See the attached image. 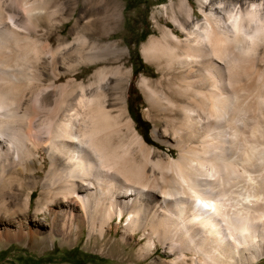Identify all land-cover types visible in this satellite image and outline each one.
Here are the masks:
<instances>
[{
	"label": "bare ground",
	"instance_id": "bare-ground-1",
	"mask_svg": "<svg viewBox=\"0 0 264 264\" xmlns=\"http://www.w3.org/2000/svg\"><path fill=\"white\" fill-rule=\"evenodd\" d=\"M69 1L76 4L71 17L59 21L60 0H0V240L37 236L43 222L35 217L41 214L50 222V236L56 229L68 239L85 225L89 236L105 241L106 227L125 216L121 240L129 234L145 239L138 258L149 257L158 244L173 256L170 264L259 262L264 257L263 4L243 9L217 0L208 11L201 9L203 24L188 27L191 8L179 0L170 17L184 41L166 28L142 44L146 59L166 58L180 97L168 101L172 136L165 129L152 131L177 149L176 156L161 157L123 105L112 110L106 102L109 72H122L125 52L119 42L105 40L119 25V1ZM72 19L70 40L62 28ZM109 58L114 66L107 67ZM98 63L85 78L82 66ZM147 79L140 84L151 90ZM246 131L249 142L242 139ZM237 179L243 183L235 189Z\"/></svg>",
	"mask_w": 264,
	"mask_h": 264
},
{
	"label": "rangeland",
	"instance_id": "rangeland-1",
	"mask_svg": "<svg viewBox=\"0 0 264 264\" xmlns=\"http://www.w3.org/2000/svg\"><path fill=\"white\" fill-rule=\"evenodd\" d=\"M60 1L62 4V10L56 13V18H59V21H61L62 15L65 17H71V9L76 5L69 0ZM118 1L121 12L118 23L119 25L115 30H111L112 33H108L105 40L108 42H119L125 52H123V56H121L122 58L120 57L122 72H119L116 75L115 73L109 72L108 82L110 79L111 80L107 83L105 88V91L107 92V105L112 110L123 105L122 107L126 109L125 111H127V115L133 119L136 129L141 133L144 140L150 146H153L161 157L167 156V153L170 156H176V147L171 146L172 144L165 142L161 138L158 139L154 137L152 132L156 129L161 133L163 129H165L166 133L172 136L168 119L173 115L168 101L170 98H180L177 95L176 87H173L176 85V79L174 77L175 73L174 71L167 69L165 57L157 56L158 58L152 57L146 59L142 53L141 47L150 37H160L162 29L166 28H171L170 30L177 35L181 41H184L186 35L177 27L170 17V7L177 5L179 0ZM216 1L217 0H211L210 3L202 4L200 3V0H186L187 5L191 8L192 20L187 23L188 27L193 22L203 24L205 18L201 9L208 11L207 9H209V6ZM127 2L132 4L130 9H125ZM223 2L227 7L240 6L243 9L247 8L252 2L262 3L264 6V0H224ZM90 5L94 6V4H89V6ZM78 11L79 9L77 8L75 13H78ZM185 17L186 15L184 11L180 12L178 15L180 21H185ZM223 20H227L226 22L230 24V21L228 18L226 19V16L223 17ZM72 22L73 19L64 25L62 28V34H67ZM61 25L62 22H58L56 28L59 29ZM74 37L75 33L68 35L70 40ZM39 38L38 41L42 43L40 40L41 38ZM109 59L107 67L114 66L116 63L113 58L112 60L111 58ZM154 59H157V61ZM100 65L101 64L98 63L97 65L94 64V66L91 65L87 68L82 66V68H84L83 76L85 78L88 77ZM261 66H264V62L261 63ZM127 69H130L129 75L125 73V70ZM143 77L146 79L148 78L147 80H149L151 90L147 88L145 89V87L140 84V80ZM121 78L123 80H121ZM167 86L169 88L172 87L173 90L168 89ZM153 89H156L154 92L156 94L152 95L150 91ZM244 93L242 92V94ZM107 96L110 101H108ZM165 96H168V98ZM119 99L120 101H117ZM238 124V122H235V125ZM230 125L231 126L226 128L227 131H231L230 127L233 125ZM245 133L243 134L242 139L249 142V140H251L250 135L248 136L249 132L246 131ZM176 138L177 137L175 136V139ZM251 169L255 170L258 168L256 166ZM46 170L47 165L44 167L43 174L44 172L46 173ZM43 174L40 176L41 178L44 177ZM241 181L242 179L233 181V184L235 183V187H233L235 189L238 188L239 186L237 187L236 184L238 183L239 185H242L243 182ZM11 186L13 192L18 194L19 191L17 190L16 185L12 184ZM26 191L27 190L22 191V194H25ZM40 191L41 189L37 187L31 195V210L29 211L31 217H33L34 210L36 209L35 199L40 195ZM20 194L18 198H21ZM16 199L17 198H15V201ZM37 217L35 218L40 219L43 222V230L37 234V236L31 237L32 239L22 238L23 240H0V264H151L152 260L157 261L159 264H170L169 262L173 257L156 244L157 248L154 249V252L149 257H146L145 259L138 258L136 256L137 249L145 239L138 234L134 237H131L129 234L125 237L124 241L121 240L125 216L122 217L121 220L115 218L110 227H106L105 241L99 236H89L88 228L85 225L82 226V231L72 235L68 239H64L62 234L56 229H53L52 235L50 236V222L45 220L41 214ZM116 223H118V225H116ZM106 240H108V242H106ZM256 264H264V257Z\"/></svg>",
	"mask_w": 264,
	"mask_h": 264
},
{
	"label": "trees",
	"instance_id": "trees-1",
	"mask_svg": "<svg viewBox=\"0 0 264 264\" xmlns=\"http://www.w3.org/2000/svg\"><path fill=\"white\" fill-rule=\"evenodd\" d=\"M131 7H132V4L129 3V2H127V3H126V6H125V9H130Z\"/></svg>",
	"mask_w": 264,
	"mask_h": 264
}]
</instances>
